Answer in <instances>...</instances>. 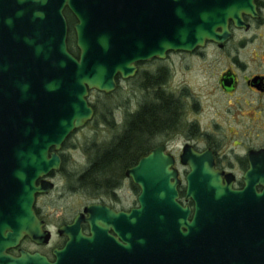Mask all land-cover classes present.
Returning <instances> with one entry per match:
<instances>
[{"label": "water", "instance_id": "95a60500", "mask_svg": "<svg viewBox=\"0 0 264 264\" xmlns=\"http://www.w3.org/2000/svg\"><path fill=\"white\" fill-rule=\"evenodd\" d=\"M228 1L0 0V264H264V181L244 177L235 190L212 171L210 155L190 146L182 155L190 220V208L177 202L173 159L157 147L126 171L140 189L139 207L111 215L129 227H115L128 240L124 252L108 226L90 220L86 236L77 218L58 230L67 242L53 262L6 253L24 236L48 243L35 196L47 191L40 179L59 168L56 151L91 121L89 92H113L117 77L131 78L136 64L167 52H191L206 39L222 44L227 19L239 15ZM65 8L76 19L77 58L67 49Z\"/></svg>", "mask_w": 264, "mask_h": 264}, {"label": "flooded vegetation", "instance_id": "af4514ba", "mask_svg": "<svg viewBox=\"0 0 264 264\" xmlns=\"http://www.w3.org/2000/svg\"><path fill=\"white\" fill-rule=\"evenodd\" d=\"M228 2L229 8L239 15L236 19H227L225 33L228 38L222 44L206 39L202 47L191 52H167L162 59L136 64L134 76L127 79L138 76L146 98L137 104L134 111L126 113L124 121L134 117L146 102L153 101L158 110L154 118L155 142L134 165L151 150L163 147V153L173 159L172 168L177 171L180 181L177 202L190 208L189 220L193 201L186 199L185 178L190 172V166L182 162L186 146L196 154L210 155L212 171L220 176L223 183L231 181L235 190L244 188V177L264 181V0ZM63 16L68 37L71 30L74 32L76 19L67 8L63 10ZM218 32L222 33L223 29H218ZM193 57L202 60V98L208 115L203 127L197 124V119H194L196 122L191 120V109L196 110L197 106L188 84L183 82L173 88L169 85L175 74V64H183L189 74ZM150 62L158 65L148 69L146 65ZM180 133H183L181 142L177 138ZM74 135H77V129L56 151L60 159L58 170H52L40 179L47 182V191L35 196L33 212L42 222V230L49 232L48 243L37 244L24 236L16 247L6 251L10 256L18 257L19 250H23L39 253L53 262V251L62 249L67 242V237L60 235L58 230L72 225L77 218L84 235L90 234L91 220L99 226H108V235L122 246L123 252L128 247V240L119 237L115 231V227L122 226L123 233H128L124 217L118 220L111 215H126L139 207L137 197L140 189L126 175L134 165L120 164L119 158L89 156L84 163L77 164V158L66 156L70 149L77 150V144L66 148ZM53 151V148L49 149V153ZM88 169L90 181L78 182ZM255 193H263L262 185H255ZM27 244L41 250L31 251Z\"/></svg>", "mask_w": 264, "mask_h": 264}, {"label": "rangeland", "instance_id": "374dc122", "mask_svg": "<svg viewBox=\"0 0 264 264\" xmlns=\"http://www.w3.org/2000/svg\"><path fill=\"white\" fill-rule=\"evenodd\" d=\"M74 33V32H73ZM75 42V35H74ZM76 48V46H75ZM192 69L188 74L187 70L180 65L175 64L174 76L169 84L171 88L176 85L186 82L192 90L194 103L197 109H191V120L197 119V124L203 127L208 116L203 107V87H202V60L200 57L192 58ZM156 62H150L146 65L148 69H154ZM116 89L108 94L100 93L92 90L88 94V102L94 109V116L83 128L77 130V135H74L68 141L66 148H71L77 144V150L70 149L66 152V156L77 158V164L84 163L98 145L108 143L114 135L120 131V126L124 121L127 112L134 111L137 104L141 103L146 98V91L142 87V81L138 76L127 80L116 78ZM117 123L116 127H111L110 122ZM196 122V121H195ZM177 138L181 142L182 134ZM176 138V137H175ZM177 146V145H173ZM131 201L133 196L130 194ZM55 243L52 242L51 246ZM29 250H41L35 248L32 244H27ZM42 251H46L42 249Z\"/></svg>", "mask_w": 264, "mask_h": 264}, {"label": "trees", "instance_id": "16d2710c", "mask_svg": "<svg viewBox=\"0 0 264 264\" xmlns=\"http://www.w3.org/2000/svg\"><path fill=\"white\" fill-rule=\"evenodd\" d=\"M68 18L70 17L68 16ZM75 46L74 33L71 30L67 37V49L71 55L78 57V50ZM118 79L119 77H117ZM157 111L153 101L143 104L134 117H131L129 121H123L120 126V131L112 141L98 145L94 149V152L89 153V157H114L120 159V164L128 166L134 165L137 159L146 154L155 142L154 118ZM110 125L111 127H116L117 123L111 121ZM89 174L90 169L86 170L82 178L77 181L80 183H88L90 181Z\"/></svg>", "mask_w": 264, "mask_h": 264}]
</instances>
